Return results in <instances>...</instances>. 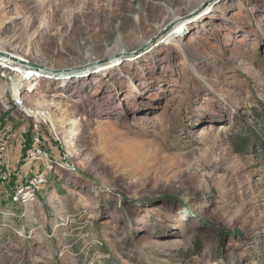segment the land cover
<instances>
[{"label":"rangeland","instance_id":"rangeland-1","mask_svg":"<svg viewBox=\"0 0 264 264\" xmlns=\"http://www.w3.org/2000/svg\"><path fill=\"white\" fill-rule=\"evenodd\" d=\"M206 1L0 0V50L79 67ZM209 6L103 69L25 64L37 76L16 85L19 106L0 79L5 164L19 169L37 135L50 155L36 202L0 182V264H264L262 152L233 144L263 136L264 0ZM26 108L48 110L58 137Z\"/></svg>","mask_w":264,"mask_h":264},{"label":"built area","instance_id":"built-area-1","mask_svg":"<svg viewBox=\"0 0 264 264\" xmlns=\"http://www.w3.org/2000/svg\"><path fill=\"white\" fill-rule=\"evenodd\" d=\"M14 64L16 63H12L8 60L0 61V65L3 66L0 68V79L13 86L10 90L11 97L14 99V104L19 106L21 104V100L16 99V85L18 87L20 79L24 80L25 78H31L37 75H33V72H29L28 75H24V77H22L20 76V70L18 72L13 71L12 68H14ZM24 111L32 118L35 127H39L42 124H49L53 135L58 137L55 127L50 121L48 110L42 109L33 111L26 108ZM6 151V145L3 142H0V182L4 184L11 181L13 178L16 179V183L12 191V199L15 203L26 206L36 202L42 192V187L47 182V169L50 159L44 140L40 137V135H37L33 139V146L28 149L25 154L26 162H24L19 169H13L5 164ZM37 162H40L41 164L44 163V168H34V165Z\"/></svg>","mask_w":264,"mask_h":264},{"label":"bare ground","instance_id":"bare-ground-1","mask_svg":"<svg viewBox=\"0 0 264 264\" xmlns=\"http://www.w3.org/2000/svg\"><path fill=\"white\" fill-rule=\"evenodd\" d=\"M208 1H215V0H208ZM212 2V3H213ZM211 3V4H212ZM210 4V5H211ZM202 5V4H201ZM201 5H199L198 7H196L195 9H197V8H199ZM210 6H208L206 9H204V10H202L199 14H201V13H204V12H206V10L209 8ZM195 9H193V10H195ZM200 9V8H199ZM193 10H191V11H193ZM190 11V12H191ZM208 12V11H207ZM189 13V12H188ZM195 17V16H194ZM189 20H183L181 17H176L175 16V18L172 20V22H170L171 24L173 23L174 24V28L172 29V31H170V32H167L164 36V39L166 38V39H169V38H171L173 35H175V32H179L180 30H182L183 29V27H184V25H185V22H188ZM170 23H168V24H170ZM167 24V25H168ZM166 25V26H167ZM164 29V28H163ZM163 29H161V30H163ZM146 45H149V39L148 40H146V39H142V42H140L139 43V45H135L133 48H128L127 46H122V47H119L118 49H117V52H115L113 55H112V57H117V59L118 58H120V59H122V57L124 58L126 55H129V54H133L132 52H133V50H135L136 48H139V47H142V46H146ZM150 47V46H149ZM148 47V48H149ZM0 53H2V54H0V61H7V60H13V58H19L20 59V61H19V63H22V64H14L13 65V67L14 68H12L13 69V71H16V72H18L19 70H20V76H22V77H24V75H28V73L30 72V70L28 71L27 70V66H25V64H24V61H27V59H25V60H23L22 58V56H19V55H15V54H13V53H10V52H6V51H4V50H0ZM95 64H96V62L95 61H91V62H89V63H87V64H85L84 66H82L81 68V70H82V72H78V73H84V72H91V71H94L95 69L97 70V69H100V68H104V67H107L108 65H112L113 63H105V64H101V65H97V66H95ZM95 70V71H96ZM99 71V70H98ZM35 73H33V75H34ZM19 75V74H18ZM51 118V117H50ZM55 123H52V125L55 127V125H54ZM55 129H56V127H55Z\"/></svg>","mask_w":264,"mask_h":264},{"label":"water","instance_id":"water-1","mask_svg":"<svg viewBox=\"0 0 264 264\" xmlns=\"http://www.w3.org/2000/svg\"><path fill=\"white\" fill-rule=\"evenodd\" d=\"M213 2V1H212ZM211 1H206L205 3H203L199 8L187 13L186 15L182 16L181 18L183 20H192V18L196 15H198L202 10L205 9L206 6H209L211 3ZM215 2V1H214ZM213 2V3H214ZM199 16V15H198ZM174 26V24L170 23L168 24L167 26L164 27L163 30H160L152 39H149V45H146V46H142V47H139L137 48V51H140V53H143L144 51L148 50V47L151 48L152 46H154L155 44H157L162 38L163 36ZM136 50V49H135ZM135 50H133V54L135 52ZM2 54V53H0ZM132 54V55H133ZM132 55H129V56H132ZM116 58L117 57H109V58H106V59H102V60H96V64L95 66L97 65H101V64H105L107 62H114L116 61ZM111 59H114V60H111ZM120 60V59H119ZM118 60V61H119ZM11 61H15V62H19L20 59L19 58H13V60ZM117 61V62H118ZM24 64H29V66H32L33 68L35 69H43L47 72H50L52 74H55V75H60V76H68V75H71V74H78V72H82V66H79V67H71V68H63V69H54V68H51V67H44L42 65H39V64H36V63H28L27 61H24ZM110 66V65H109Z\"/></svg>","mask_w":264,"mask_h":264},{"label":"trees","instance_id":"trees-1","mask_svg":"<svg viewBox=\"0 0 264 264\" xmlns=\"http://www.w3.org/2000/svg\"><path fill=\"white\" fill-rule=\"evenodd\" d=\"M253 118H254V123L256 124V131L262 132L263 136L262 137H257L255 134H253V137L255 138L254 142H250L246 140L245 137L238 136L241 138L240 142H235L234 144V149L236 152H244L247 150L249 146L251 147H256L260 152H262V158L264 160V109L259 111V110H254L253 111Z\"/></svg>","mask_w":264,"mask_h":264}]
</instances>
